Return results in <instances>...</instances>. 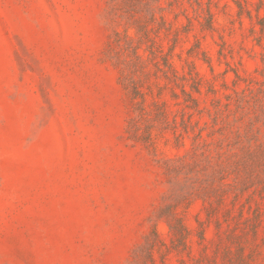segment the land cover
<instances>
[{
  "label": "rangeland",
  "instance_id": "1",
  "mask_svg": "<svg viewBox=\"0 0 264 264\" xmlns=\"http://www.w3.org/2000/svg\"><path fill=\"white\" fill-rule=\"evenodd\" d=\"M0 264H264V0H0Z\"/></svg>",
  "mask_w": 264,
  "mask_h": 264
},
{
  "label": "trees",
  "instance_id": "2",
  "mask_svg": "<svg viewBox=\"0 0 264 264\" xmlns=\"http://www.w3.org/2000/svg\"><path fill=\"white\" fill-rule=\"evenodd\" d=\"M168 214H173V212H172V211H170V210H168ZM180 233H181V231H180Z\"/></svg>",
  "mask_w": 264,
  "mask_h": 264
}]
</instances>
